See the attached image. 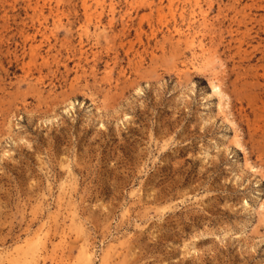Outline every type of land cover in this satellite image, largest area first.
I'll return each mask as SVG.
<instances>
[{
    "label": "rangeland",
    "instance_id": "1",
    "mask_svg": "<svg viewBox=\"0 0 264 264\" xmlns=\"http://www.w3.org/2000/svg\"><path fill=\"white\" fill-rule=\"evenodd\" d=\"M0 264H264V0H0Z\"/></svg>",
    "mask_w": 264,
    "mask_h": 264
}]
</instances>
